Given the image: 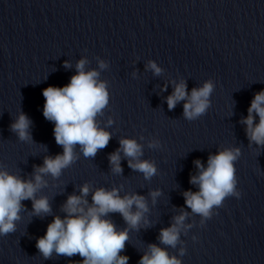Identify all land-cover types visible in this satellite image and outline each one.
Wrapping results in <instances>:
<instances>
[{
  "label": "water",
  "instance_id": "water-1",
  "mask_svg": "<svg viewBox=\"0 0 264 264\" xmlns=\"http://www.w3.org/2000/svg\"><path fill=\"white\" fill-rule=\"evenodd\" d=\"M80 60L106 85L108 103L95 123L111 138L94 157L74 145L58 177L43 175L35 199L46 198L50 212L36 215L32 200L21 201L15 231L0 235V264H83L78 254L45 258L36 243L55 217L65 219L68 198L80 197L85 185V211L99 189L144 197L147 211L135 228L119 213L102 217L127 230L119 255L128 264H139L153 244L181 264H264V146L249 142L242 123L264 91V0H0V171L34 182L45 158L63 154L55 123L43 116V91L67 86ZM208 81L214 87L204 114L187 120L185 100L169 110L177 84L186 82L190 95ZM22 114L30 121L27 140L11 130ZM123 139L135 140L142 155L126 157ZM118 149L120 173L109 160ZM225 149L240 152L239 197H225L209 217L192 213L184 193L199 191L189 182L200 174L195 161L207 168L208 157ZM130 160L153 164L155 174L146 179ZM183 213L176 246L162 244L161 230Z\"/></svg>",
  "mask_w": 264,
  "mask_h": 264
},
{
  "label": "clouds",
  "instance_id": "clouds-1",
  "mask_svg": "<svg viewBox=\"0 0 264 264\" xmlns=\"http://www.w3.org/2000/svg\"><path fill=\"white\" fill-rule=\"evenodd\" d=\"M86 61L77 63V75L71 78L70 83L63 87H48L43 91L45 98L43 116L55 123L54 136L58 145L63 147V154L55 158H45L43 166L37 168L33 180L25 181L16 176L9 175L6 171H0V235H6L15 231V221L19 219L23 200L33 201V210L36 215L49 213L50 207L46 198L35 199V193L44 184L42 177L51 174L58 177L61 170L68 167L73 157V146L81 145L85 157H94L98 149L107 146L110 133L98 129L95 117L108 103V93L104 83H98L96 71H84ZM65 67H69L65 64ZM105 64L100 63V68ZM149 67L155 74L161 69L155 63L150 62ZM213 83L205 82L202 87L193 88L189 95L186 82L176 85L174 92L167 98L169 110H172L179 101H187L184 104V117L193 120L204 114L209 107V97L213 91ZM166 90V88L164 89ZM255 113L259 117V123L255 124ZM250 143L264 146V91L257 93L248 109V116L242 121ZM30 121L25 115H20L11 130L17 133L21 140L29 139ZM121 149L126 157L133 160L142 155L141 146L135 140L123 139L120 141ZM155 145H150L154 147ZM120 149L109 158L113 171L122 172L120 167ZM240 155L239 149H225L218 151L216 155H210L207 160V168L197 160L198 176H193L190 183L199 186L198 192L187 191L184 193L185 205L192 213L203 217L210 216L213 206H220L225 197L236 195V175L234 162ZM129 167L140 171L145 178H150L156 172L153 164L142 161L133 164L129 161ZM89 188L85 185L81 189V196H70L63 207L66 213L65 219L59 216L48 225L47 232L37 243V249L45 258L55 251L58 255L72 257L78 254L83 258V264H128L127 256H120L128 240L127 230L117 232L114 224L102 217L108 213H119L125 222L131 227L138 226L142 212L147 211L144 197L132 195L120 198L118 191L111 192L99 189L93 194V206L87 211L81 204L87 201L82 197L87 196ZM153 198L158 192L151 193ZM135 205L137 211L133 212ZM187 213L174 217V224L162 229L160 242L167 246L175 247L180 234V227ZM248 223H251L249 220ZM181 255L184 254L181 250ZM139 264H181L176 257H169L168 253L157 247L149 245V251L140 259Z\"/></svg>",
  "mask_w": 264,
  "mask_h": 264
}]
</instances>
